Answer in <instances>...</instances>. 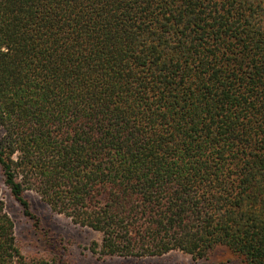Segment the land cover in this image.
<instances>
[{"label":"trees","instance_id":"1","mask_svg":"<svg viewBox=\"0 0 264 264\" xmlns=\"http://www.w3.org/2000/svg\"><path fill=\"white\" fill-rule=\"evenodd\" d=\"M0 171L101 257L225 245L264 264V0H0ZM0 186V264L28 257Z\"/></svg>","mask_w":264,"mask_h":264},{"label":"rangeland","instance_id":"2","mask_svg":"<svg viewBox=\"0 0 264 264\" xmlns=\"http://www.w3.org/2000/svg\"><path fill=\"white\" fill-rule=\"evenodd\" d=\"M2 135L0 126V137ZM0 186L7 210L15 222L17 243L28 257L56 258L60 264H242V257L225 245H216L204 258H195L178 250L154 257H101L90 249L91 243L99 240V232L72 223L63 214L53 212L37 194L29 192L32 210L40 219L35 225L10 195L1 171Z\"/></svg>","mask_w":264,"mask_h":264}]
</instances>
